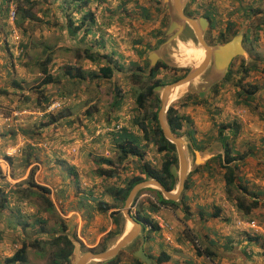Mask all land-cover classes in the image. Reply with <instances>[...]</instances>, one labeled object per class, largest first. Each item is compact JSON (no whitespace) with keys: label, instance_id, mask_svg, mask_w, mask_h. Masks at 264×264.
<instances>
[{"label":"rangeland","instance_id":"obj_1","mask_svg":"<svg viewBox=\"0 0 264 264\" xmlns=\"http://www.w3.org/2000/svg\"><path fill=\"white\" fill-rule=\"evenodd\" d=\"M55 1L56 0H54V2ZM69 1L70 0H63V2L66 3V6L69 5ZM105 1L106 0H92V2L94 3L93 5L95 6L96 4V6L94 7V13L98 18H101L100 10L98 7ZM111 1L113 0H109V2ZM209 1L210 0H198V2H201L203 5L208 3ZM211 1H213L215 6L217 7L223 22L226 20L227 12H229L230 10L234 11L231 15V20L235 22V26L238 28V31L240 33H247V38L244 42L247 55H238L233 59L230 66L231 71L228 80L217 82L220 83L217 92H212V86L206 93V95L202 97V99H204L202 102H198L196 104L190 101H186V103L184 101L181 102L182 97H184V95L186 94L194 93L198 96V94L193 90L190 92L187 89L176 94L172 98L171 104H174L180 111H184L191 117V119L193 120V127L196 129L195 137L198 140L204 141L206 140V138L208 139L209 136H211V138L206 141V143L208 142V144L202 150L208 152V156H210L208 159L217 154H223V148L220 142L216 139L219 127L220 129H223V134L228 136V142L235 152L236 156L238 157V155H241L238 157L239 161H237L238 168L236 170V182H240L246 185L248 189L258 192V198L260 202L259 204H261L262 202H264V32L259 31L260 29H262V27H260L259 29L254 28V23L258 21L256 19V21L253 19L255 14L251 15L248 19L245 20L244 18H242L241 13L237 11L239 5H243L244 7L250 6L254 12L256 10H264V0ZM52 3V0H39L37 6H33L31 8V12L33 10L36 11L38 9H42L43 16L42 19L35 20L34 23L27 24L25 34L26 36H28V38H23V45H25V48L29 46L33 52V54L30 52V54H32V56L38 57L37 55H40V53H42L41 56H39L41 57V59L52 49L46 47V45L52 46L54 42L56 43L57 40H60L54 30V28H56V25H58V22H56L54 19H51L53 17L52 12L54 10V6H47V4ZM152 3L153 6H155L154 1ZM74 8H70L67 6L65 10L62 11L64 20L65 18L68 19L69 15L72 17L74 13H77ZM190 8H194V5H191ZM165 12L158 11V14L156 16H153L152 14H154V11H152L151 9L150 13L148 14L149 21L151 23L149 27L152 28V25H155L157 26L155 28L158 29L161 20L166 17ZM118 13H120V17H122L124 21L127 22V24L135 28L130 20H126V17L132 15L130 11L125 9V7L123 9L120 8V10H116L114 14V17L116 16L115 18H117ZM139 13L140 12H135V14ZM260 14L262 15V13ZM261 21L264 22V19H261ZM65 22L66 25L65 23L64 25L67 28V20ZM144 23L145 22H143V24ZM120 24L124 25V23L121 22ZM248 26L249 28L247 29ZM221 29H223V25L219 24V26H216L209 31L206 30L207 33H205V38L211 43L215 42L217 37L219 36L218 34ZM164 30L166 31V28H162V31ZM166 35L168 38L169 35ZM64 39L65 38H62V41ZM150 43L151 44L149 45H151V48L155 46V39L152 38V35ZM62 44L64 47H60V51L63 55L61 63L59 62V64H57L56 66L50 64V70L56 68L53 73L55 76H58V74H63L65 66H76L68 64L70 62V57H74L73 46H70L69 43L65 42H62ZM67 45H69V48L66 47ZM39 49H42L43 52ZM153 49H150L147 52ZM190 49L194 51L201 50V46L196 41L191 32H186V34L181 35L176 41H174L171 47L166 50L163 57L165 60L161 61L169 67L181 69L180 67L172 66L174 64H171L169 60L170 58H173V56L180 57L186 60L187 54ZM10 54L11 51L8 52L7 57L10 61H12L13 56L12 54ZM146 54L148 55V53ZM51 55L53 54L51 53ZM126 58L130 59L131 56H128ZM26 62V60L18 61L17 65L19 68H24L26 66ZM130 62L129 64L124 65L127 69L123 70V73H117L114 76L112 82L106 81L99 75H88L89 80H87V73L84 69V73H82L84 74L83 79L69 77L70 80L67 81V85L62 90V92L65 94V96L75 98L74 100H77L74 105V110L78 111V114L81 116L78 115L77 117H75V122L81 124V117L84 116V110H86L87 108L91 110V114L96 115L93 118V129H95V124L98 126L97 129L102 126H109V128H112L114 126V122L119 117V113L120 116L124 117V115L121 113L122 111H118V108L116 109L112 106V104L109 105V101L113 99V96L115 94L113 87L115 86L120 87V92L123 94V91L127 88V86L132 83V87L134 90L132 93L135 94L134 92L138 91L140 83H133L129 78V73L137 72L138 69L142 68V66L144 65V61L142 59V62L139 65L133 63L132 60H130ZM36 63L37 62H35V64L30 63V65L33 67V71H31L30 75H27L26 73L24 75L21 71L18 73L16 68L13 67L14 74L12 77L21 79L22 82H24L26 88L28 86H37L42 75L35 74V70L37 71ZM117 63L118 62L116 61V64ZM84 64L85 63H81V65H78L82 67ZM249 64H254L256 66L250 67ZM247 66H249L250 69L245 72L243 69ZM145 74L147 73L145 72ZM172 74V72H168L162 69L159 77H170L172 76ZM21 75H24V77H22ZM249 84H255L258 86L257 92L254 94L255 101L252 102L251 107H247L243 104L237 103L239 93L243 91L244 88H246V85ZM50 90L52 94L51 97L53 96L52 98H54L57 93L53 92L55 91V89L53 90V88H51ZM123 97L124 98L122 102L124 103L125 107L127 106L124 110L128 111V114H126L125 116L127 118H130V114L132 115V113H130L131 110L135 113V115H139L140 112L138 113V111L136 110L134 96H131L132 100H128V94H123ZM198 98L200 97L198 96ZM38 105H41V102ZM12 108L13 107L9 109ZM66 110L67 109L62 108L52 115L55 114V116H59L60 113H63L62 115H64L66 113ZM142 112L143 110L141 111V113ZM43 118L44 117L41 118L37 116V118L33 120L35 122L31 123V125L26 124L24 125V127L27 125L30 126L28 128L35 131V133L37 134L36 137H41V133L45 132V135L43 136V139H45L53 135L54 131L56 130H49L50 126L39 128L38 126L40 122L45 121L43 120ZM131 125L132 122L130 121L128 122L126 127L131 128ZM225 125L232 126V128L229 129L228 127L227 129H224L223 126ZM109 128L105 127V132H107ZM184 128L188 130L187 125H185ZM132 129L136 133L138 132L137 127H133V125ZM38 132L40 134H38ZM108 132H112V130ZM109 135H111V133ZM109 135L105 133H99V135H96L95 131H91L87 134L86 137V141L88 142L86 145L90 149V156L93 160V164L91 166H94L89 167L87 171L91 176H94L95 179L98 180L97 182L90 183V186L92 184L94 186L92 185L93 187H90L89 190L92 191V194L88 193L89 196H100L104 192V189L106 187H109L112 184H119L121 176L120 174L124 175L125 170L119 169L116 174L111 177L110 180L103 184V181H101L102 179H100V176L95 172V166H97V158L108 155H115L116 153L115 145ZM109 137L111 139H109ZM181 137H183L189 145L193 146L192 141L187 136ZM105 138H107V140ZM143 147L145 148V159L150 161L153 165H158V163L162 159V153L157 150V146L154 143H149L147 145H143ZM106 151L109 152L107 153ZM189 156H193V152L191 149L189 152ZM192 160L193 159H190V162H192ZM13 161L17 165L18 158L13 159ZM136 165L137 161L134 158L130 157V160L126 166V176H131L132 173H135ZM210 166H213L212 170H210ZM223 173L224 168H222L217 163H210L206 169H203L202 171L196 173H192L190 175V178H192V180L195 182V186L194 188H191L186 192L188 196H194L187 202L190 214H186V212L182 208H178L173 209L175 210V214L171 217L166 214L163 215L170 222L174 221L175 225L178 221L179 224L181 223V221L184 223L181 224L182 227H179L180 229L178 230V233H176L178 234L179 239H176L177 236L175 234L176 241H174V243L177 242V244H166L162 241L160 236L156 237V242H145L144 234L141 229V232L129 245H126L125 247L119 249L117 253L119 260L118 264H136L132 259V257H134L132 255V250L136 249L138 247V244L140 243L143 250L146 253H149L152 257H156L161 248L166 251H170V261L163 263H153V260L151 259V262L149 264H264V207L259 205L260 207L253 210V219H255L257 224L260 226L262 240L260 242H251L245 240L248 234H254L256 233V230L247 226H240L237 223L239 219L244 220L246 218H242L239 213H236L235 208H232L231 202L228 199L222 181ZM17 174L21 175L20 171ZM85 175L88 177L87 174ZM121 178L123 177L121 176ZM175 190L176 188L171 191L174 192ZM183 190L181 194L183 193ZM142 194L139 195V199H154V194L150 191H146ZM181 194L179 195L177 201L181 199ZM50 195L52 199H55V194ZM105 200L110 201L108 195H105ZM246 200L247 202H249V199ZM76 202L79 203V200L76 199V201H72L70 198H68L67 201H59L58 199L54 200L55 207L64 218L67 231H72L70 235L73 238L74 234L77 236V233L82 232L84 224L81 221L79 222V219H77L78 214L73 212L66 213L65 209H70L71 206L76 207ZM25 203L26 204L19 208L21 216H19L16 211H13L12 213V218L10 219L11 228L7 230L8 232L6 234L9 240L8 243H10V249L8 253L12 254L22 244H25L27 261L23 264H50L53 259L52 254L55 251L56 247L51 246L48 240L52 238V236H55L58 232H60V226L57 222V218L56 216L51 215L50 213H48V211L45 210L41 200L36 196H29ZM215 206H220L219 208H221L220 217H207L206 215L215 211ZM122 208L119 209L117 207H114L111 210L119 209L121 211ZM200 213H202L203 216H200ZM109 215L110 214L108 213L98 214V217L93 220L91 226V230L93 231L92 234L86 233L85 235L81 233V238L84 237V239H79L86 247L95 248L102 235L105 234L103 230L106 229L107 226H111ZM36 217L43 218V220H46V222L39 223L35 221ZM224 218H227L229 220L225 221ZM78 227L81 229V232H77ZM246 228H249V230ZM74 239L76 242V248L72 253V255H74V258H71L72 264L75 263L78 256L84 253V251L80 247L79 241L76 238ZM168 246H170V248ZM195 246L196 248L199 247L201 250L205 247L211 248L217 254V256H215L213 259L208 258L205 254L199 256L196 254ZM95 263L96 261H90L88 264Z\"/></svg>","mask_w":264,"mask_h":264},{"label":"trees","instance_id":"obj_2","mask_svg":"<svg viewBox=\"0 0 264 264\" xmlns=\"http://www.w3.org/2000/svg\"><path fill=\"white\" fill-rule=\"evenodd\" d=\"M74 1L79 2L78 6L74 8L78 12L80 9L83 10L84 7L88 5L90 0H74ZM38 3L39 0H16V9H17V14L19 15V21L22 20L23 22L25 19H31L33 17V14L31 13V8ZM154 5L157 11L165 12L167 10V8L164 5H162L161 0H155ZM191 5L192 6L194 5V8H190ZM260 11L256 10L254 12L250 6L244 7L243 5H239L237 12H240L242 18H244L245 20L248 19L251 15L255 14L253 19L254 20L256 19L258 21L255 20L256 22L254 23V28L259 29L260 27L263 26L264 23L263 21H261V19L262 20L264 19V16L260 14ZM233 12H234L233 10L227 12L226 20L223 22L217 7L215 6L214 2L211 0L204 5L201 2H198V0H189L184 7V13L191 18H198V17L207 18L210 23L209 30L213 29L216 26H219V24L223 25V29H221L218 34L219 36L217 37L216 41L213 42L212 44L218 42L219 43L226 42L234 35L238 34L239 32L238 28L235 26V22L231 20V15L233 14ZM141 14L144 17H149L147 9H143V11H141ZM165 15L166 17L161 20L159 28L151 33L152 38L155 39V46L151 48V45H148V49L145 50V58L141 55L143 57L144 65L142 66V68H139L137 72L129 73V78L133 83H140L138 91L134 92L135 94L133 95L135 98L136 110L138 111V113L139 112L140 113L139 115H135L133 117L132 125L133 127H137L138 132L136 133L132 129V125H131V128L124 126L120 130H118L116 134L111 133V135H113L112 141L115 145L116 153L115 155H111L107 157L103 156L101 158H97L96 161L97 166L95 167V172L100 177H102L101 181H103V184L108 180H110L111 177L114 176L119 169L126 171L127 169L126 166L130 160V157L134 158L137 161L136 171L135 173H132L131 176H125V178H121L120 176L119 184H112L111 186L106 187L104 189V192L98 197L90 195L85 197L83 196L81 198V200L79 201V205L76 208L81 214L84 228L92 224V221L96 213L97 214L108 213V211L114 207H117L119 209L122 208L125 204V200L130 190L133 188L135 184L141 181L151 178L156 179L169 191L174 190L178 184L177 178H175L170 172V166L172 164H177V154L174 145L163 136L162 130L159 126L157 113L160 107V100L158 93L154 90V87L158 85L165 86L169 83L176 81L177 79L182 77V75L178 74L180 71H182V69L169 67L162 61H158L153 67L149 68V60L147 59V54H146L148 50L157 48L167 38L165 30L162 31V28H167L169 24L168 15L167 14ZM66 20H67L68 30L71 33L73 30L75 32L81 30L82 36H84L85 33L90 31L93 26L97 25L95 13L91 10H87L83 13L82 20L78 24V26L74 27L73 24L74 22L72 21L70 15ZM248 28L249 26L247 27V29ZM244 35H245L244 39H246L247 33H245ZM83 45L73 46V51L77 58L80 59L88 58L90 60H93L95 57L98 56V54H96L93 50H91V48L83 47ZM51 62H52L51 52H48L42 59L37 61L36 63L37 71L41 73L42 78L40 82L37 84V86L31 87L32 94L34 92L35 94H37V97L31 100L30 104H27L25 106L33 107L38 110H41L44 107V104L46 102L42 103L41 100L42 97H44L43 86L48 85L55 81V77L50 73ZM112 63L113 62H109V64H104L103 66H100L98 68V72H99L98 75L103 77L106 81L109 82L113 81L112 75L114 74V69H115V66ZM252 66L255 67L256 65L254 64L250 65V67ZM162 69L168 72H172L173 73L172 76L160 78L159 74ZM249 69H250L249 66H247L244 67L243 70L247 72ZM230 71L231 70L229 69V71L227 72L225 77L221 80V82H223L224 80H228L230 76ZM145 72L147 74H145ZM82 73H84L83 68L79 65L75 67L65 66L63 70V75L71 78L76 77L83 79L84 74ZM89 74L96 76V74L92 72ZM89 74H87V76ZM219 84L220 83H216L215 85H213L212 92H217ZM13 85L16 88H21L19 80L18 81L13 80ZM113 88L115 94L112 99V106L115 107L116 105L117 107L120 105V103L123 100V94L120 92V88L118 86H115ZM257 89L258 86L255 84L246 85V88H244L243 91L239 93V98L237 100V103L243 104L244 106L247 107H251L252 102L255 101L254 94L257 92ZM10 93H12L11 90L0 87V96L8 95ZM32 94H29L27 97L31 99ZM45 100H47V98H45ZM181 100H182L181 102L184 101L186 103V101H190L196 104L198 102H202L204 99L198 98V96L194 93H189L184 95V97H182ZM40 102L41 105H38L40 104ZM142 110L143 112L141 113ZM9 112L6 110L3 111V113H9ZM90 112L91 110H89V108L84 110L85 114L91 115ZM62 114L63 113H60L59 116H55V114L44 116L43 120L45 121L40 122L38 127L43 128L50 126L49 130L51 131L56 129L57 127H59L60 124H64L63 122L58 121L62 117ZM166 120L171 131L175 136L177 137L187 136L192 141L193 146L197 150H203L208 144V142L206 143V141H208V139L211 138V136H209V138L208 139L206 138V140L204 141L198 140L195 137L196 129L193 127V120L184 111H180L178 107H176L174 104H171L167 108ZM56 121H58V123L55 124ZM185 125H187L188 130L184 128ZM228 127L229 129L232 128V126L229 125L223 126L224 129H227ZM18 133L22 134V136L28 139H36L35 136L37 135L35 131H33L32 129L28 127L20 126L19 128L17 127L16 129L12 130L10 136L12 141L15 140ZM223 133H224L223 129L222 128L220 129L219 127L218 135L216 136V139L220 142L223 148V154H217L211 157L210 159L207 160L206 163L195 167L187 174L184 184V190L183 193L181 194V199L179 201L166 199L158 189L152 187H146L141 189L137 193L131 206L133 205V203L136 201V199L139 197L140 194L146 191H150L151 193L154 194V199L157 203L163 206H169L172 209L182 208L186 212V214H190L189 212L190 210L187 202L194 196L192 197L188 196L186 192L187 190L194 188L195 186V182L192 180V178H190V175L192 173H196L202 171L203 169H206L210 163L212 164L217 163L222 168H224L222 181L225 187V192L228 196L229 201L231 202V206L235 208L236 213H239L242 218H246L244 219L245 221L247 222H250L252 220L255 221V219H253V213H254L253 210L260 206L264 207V202L259 204L260 202L258 198L259 197L258 192L248 189L246 185L240 182H236L237 179L236 170L238 168L237 161H239L238 157L241 155H238V157L236 156L235 152L233 151L232 147L228 142V136L224 135ZM38 134L40 133L38 132ZM149 143H154L157 146V150L162 153V159L158 163V165H153L151 164L150 161L145 159V148L143 147V145H147ZM31 147L32 146L30 145L26 146L27 150L22 157L23 164L25 165L24 167H27L30 163L29 159L31 157ZM5 158L8 160L9 164L14 163L13 157L5 156ZM212 169L213 166L212 167L210 166V170ZM0 176L3 177L1 175V171H0ZM11 176L13 178H17L14 177L13 173H11ZM50 194H51L50 188L38 184L35 181V167L32 166L31 168L28 169L25 178L16 181L11 186L9 191L5 192V189L0 188V209L9 205L10 200L7 197L10 195L13 199L15 198L19 206L20 204L24 203V201H26L29 196H36L37 198H39L45 210L48 211V213H50L51 215L56 216L57 222L59 223L60 226V233L56 234L55 236H52V238L48 240L51 246L56 247L55 251L52 254L53 259L50 264H72V261L69 256L73 253L76 245L70 239V236L67 233H65L67 229L65 225V220L55 207L54 200L56 199V197L55 199H52ZM105 195L109 196L110 201L105 200ZM246 199H249V202H247ZM155 201L150 198L139 199L136 206L134 208H130V212L132 216L136 219V221L141 223L145 242L146 241L156 242V237L160 236L162 241L166 243L162 238L157 222L152 217V214L157 213L160 210L159 206L156 204ZM215 207H216L215 211L206 215L207 217H213V218L220 217L221 208H219L220 206L219 207L215 206ZM119 209L113 210L109 213L110 217L112 218V224L114 230H109L104 236H102L98 244L95 246V248L86 247L83 244V242L77 239L76 235L74 234V238H76L79 241L80 247L84 252L105 251L116 242L118 237L122 234L125 225V220ZM16 212L18 213L19 216H21V212L19 208H17ZM200 216H203V214L200 213ZM224 219L225 221L229 220L227 218ZM35 221L39 223L46 222V220H43V218H39V217H36ZM147 224L151 225L150 230H147L145 228ZM245 240L251 242H260L262 240L261 230L258 229L256 230V233L248 234ZM195 250H196V254L199 256L205 254L207 255L208 258L211 259H213L216 256V253L211 248L208 247H205L201 250L199 247L196 248L195 246ZM147 255L149 256L150 259L153 260V263L168 262L171 259V254L168 253L163 248H161V250L158 252L156 257H152L149 253H147ZM132 259L136 264H145L135 257H132ZM5 261L11 264L25 263L27 261L25 244H22L18 249H16L10 256H8L5 259ZM118 262H119L118 255H116L113 258L103 261L102 264H118Z\"/></svg>","mask_w":264,"mask_h":264},{"label":"crops","instance_id":"obj_3","mask_svg":"<svg viewBox=\"0 0 264 264\" xmlns=\"http://www.w3.org/2000/svg\"><path fill=\"white\" fill-rule=\"evenodd\" d=\"M153 1L155 0H113L111 2H109V0H106L104 3L100 4V6L98 7L100 10L101 18L96 17L97 25L93 26L90 31H88L87 33L84 34V36H82L81 30H78L76 32L73 30L71 33L68 30V28H66L65 26L66 18L64 20V16L62 14V11L65 10L67 6L70 8H74L78 6L79 2L70 0L69 5L66 6V3L63 2V0H56L55 2L54 0H52L53 3L47 4V6L48 7H51V5L54 6V10L52 12L53 17L51 19H54L56 22H58V25H56V28H54V30L57 36L60 38V40L59 41L57 40L56 43L54 42L52 46L46 45V47L52 48L49 51L53 54L51 64L56 66L57 64H59V62L61 63L63 59V55L60 49L64 47L62 42H65V43H69L70 46H75V45L82 46L84 44L83 47H89L96 54H98V56L95 57L93 60H90L88 58L80 59V58H77L75 54H74V57L72 56L70 57V62L68 64L77 66L78 64L81 65V63H85L82 66V68L86 71L87 74L92 72L98 75L99 74L98 68L100 66H103L104 64H109V62H113L112 64L115 66L114 74L112 75V80H113L114 76L117 73H123L124 72L123 70L127 69L124 65L129 64L130 60H132L133 63H136L137 65H139L142 62L143 57L145 58V50L148 49V45L151 44L150 40H151L152 31L154 32L157 30V28H155L157 26L155 25L154 26L152 25V28L149 27L151 25L149 21V17H144L143 15H141V11H143V9H147L148 14L150 13L152 9V11H154V14H152L153 16H156L158 14L156 7L153 6V3H152ZM9 3H10V0H0V87L9 89L12 91V93L8 95L0 96V171H1V175L3 176V177L0 176V188L5 189V192L9 191L11 186L16 181H19L21 178L22 179L25 178L28 169L34 166L35 167V181L38 184H41V185H44L50 188L51 194H55L56 199H58L59 201H62V200L67 201L68 198H70L72 201H76V199L80 201L83 196L84 197L89 196L88 193L91 194V190L89 189L93 184L90 186V183H94L98 181L97 179H95L94 176H91L90 173H88L87 171L89 167H94V166H91L93 164V160L90 156V149L86 145L88 143L86 141L87 134L90 133L91 131L93 132L95 131L96 135L97 134L99 135V133L100 134L105 133L109 135L110 133L116 134L117 131L108 132V131H111V130H108L107 132H105V127L109 128V126H102L99 129H97L98 126L96 124H95V129H93V125H94L93 118L96 116L95 114H91V115L84 114V116L81 117V124H78L77 122H75L74 120L76 119L75 117L79 115L78 114L79 112L74 110V105L77 102V100H74L75 98L68 97L70 101L62 107L63 109H67L66 113L62 115V117L58 120L60 122H63L64 124H60L59 127L54 129L56 131H54L53 135L43 139L45 132H42L41 137L35 136L36 139H28L22 136V134L18 133L15 140L12 141L10 136H11V132L13 129H16L17 127L19 128L20 126L24 127V125L26 124L31 125V123L35 122L33 120L37 118L34 115H24L22 118V122L18 124L11 123L10 125L7 122H5L3 116L5 115L8 116L11 113V111L15 108L21 109V108L27 107L24 105L30 104V101L33 100L35 97H37V94H35L34 92L32 94V91H31L32 86H28L26 88V86L24 85V82H22L21 79L16 78V77L13 78L12 76L14 74L13 67L16 68L18 73L21 71L23 72L24 75L25 73L27 75H30L31 71H33V67L30 65V63L35 64V62L41 59V57L39 56H41L42 53H40V55H37L38 57L32 56L33 52L30 49V47L27 46L25 48V45H23L24 44L23 38L24 37L25 39L28 38V36H26L25 34V29L27 27V24L34 23L35 20L42 19L43 10L42 9H38L36 11L33 10L31 12L33 14V17L31 19H25L23 22L22 20L19 21V15H17L16 21L22 32L21 46L24 49V53H23V56L16 59V57L11 52L13 58H12V61H10L7 57L8 52L11 51L10 50L11 48L10 39H9V33H8V24H7V14H8ZM93 4L94 3L92 2V0H90L88 5L84 7L83 10L80 9L77 13H74V15L71 17L72 21L74 22L73 23L74 27L78 26V24L81 22L82 15L85 11L91 10L94 12V7L96 6V4L95 6ZM35 6H37V4ZM124 7L125 9L130 11L132 14L126 17V20H130L135 28L127 24V22H125L124 19L120 17V13L117 14V18H115L116 16L114 17L116 10H120V8L123 9ZM135 12H140V13L135 14ZM260 13H262V15L264 16V10H261ZM120 22L124 23V25L120 24ZM143 22L145 23L143 24ZM259 31L264 32V23H263L262 29H260ZM62 38H65V39L62 41ZM66 47L69 48V45H67ZM39 50L42 51V49H39ZM30 52L32 54H30ZM128 56H131V58L130 59L126 58ZM24 60L27 61L25 64L26 66L24 68H21V67L19 68L17 65V62L24 61ZM116 61L118 62L117 64H116ZM55 69L56 68H53L50 70V73L55 77V81L48 85L43 86V96L44 97H42L41 99L42 103L44 102L47 103L49 102L50 99H52L53 96L51 97L52 95L51 90H50L51 88H53V90L55 89V91L53 92L57 93V95L54 98L65 96L62 90L66 87L67 81L70 80V78L64 76L63 74H58V76H55L53 74ZM35 72H36L35 73L36 75H41V73L37 72L36 70ZM24 75H21V76L24 77ZM86 79L89 80L87 75H86ZM13 80H17V81L19 80L21 88L14 87ZM129 85L123 91V94H126V95L128 94V100L129 99L132 100L131 96L134 95L132 93L134 91L132 87L133 84L131 83ZM29 94H32L31 99L27 97ZM45 98H47V100H45ZM111 104H112V99L109 101V105ZM11 107L13 108L10 110L9 108ZM126 107L123 102H121L120 105L117 107L115 105V108L116 109L118 108L117 109L118 111L120 112L122 111L121 113L124 115V117L120 116V113L119 114L117 113L119 117L116 119L114 124L116 122H121L122 127H124L128 124V122L130 121L132 122L133 117L135 116V113L131 110L130 113H132V115L130 114V118H127L125 115L128 114V111L124 110ZM4 110L8 112L10 111V112L3 113ZM58 121H56L55 124L58 123ZM25 127H30V126L27 125ZM109 136L111 138L113 137V135H109ZM110 137L109 139H111ZM105 139L107 140V138ZM29 140L49 141L52 143V145L50 148H47V149H44L40 146H32L31 147V157L29 159L30 163L27 167H24L25 165L23 164L22 157L24 155L23 152L27 150L26 146ZM19 141L25 142L22 152L19 155L13 157L14 159L18 158L17 162L19 164L18 163L17 165L16 163L9 164L8 160L5 158V155H4L5 150L8 146H11ZM72 146L73 147L75 146L76 148L75 151H70L69 147H72ZM106 152L108 153L109 151H106ZM189 159H193V156L189 157ZM23 168L24 170L26 168L25 172ZM19 171L21 175L23 174L22 176H20V174L19 175L17 174ZM189 172L190 171H188V173ZM11 173H13L14 177H17V178H13L11 176ZM85 174H87L88 177ZM120 175L123 178H125L127 173L125 171L124 175L123 174H120ZM101 178L102 177H100V179ZM142 195H145V194H142ZM7 198L10 200L9 205L0 209V264H11L5 261V259L11 255L8 253L10 249V243H8L9 240L6 234L8 232L7 230L11 228L10 219L12 218L13 211H16L17 208H20L23 206V204H26L24 201V203L20 204L19 206L15 198L13 199L11 195L8 196ZM78 205L79 203L76 202V207ZM76 207L71 206L70 209L66 208L65 212L66 213L73 212V213L78 214L77 219H79V222L80 221L83 222L81 214ZM167 208L171 211L160 209L159 212L155 214H159L162 216L166 214L170 217L173 216L175 214V210H173L171 207H168V206ZM113 210H116V209H113ZM113 210H109L108 214ZM97 217H98V214L96 213L93 220H95V218ZM109 219L111 221L110 223L111 226H107L106 229L103 230L105 234L109 230L113 229L112 218L110 217V215H109ZM177 224L174 225L175 226L174 234L178 233V230L180 229L179 227H182L181 224H184V223L181 221V223L179 224V221H178ZM91 226L92 224H90L89 226L85 228H82L83 229L82 232H81V229L78 227L77 232H81L82 234H85V235L86 233L92 234L93 231L91 230ZM87 228H90V229H87ZM246 229L249 230V228H246ZM259 230H260V226H259ZM59 233L60 232H58L57 234ZM65 233H67L70 236V239L74 243H76L75 239L70 235L72 231L68 232L66 229ZM81 233H77V236H76L77 239L79 238L84 239V237L81 238ZM176 236H177L176 239H179L178 234H176ZM173 244H177V243H173ZM168 247L170 248V246ZM167 252L170 253L169 250H167Z\"/></svg>","mask_w":264,"mask_h":264},{"label":"water","instance_id":"obj_4","mask_svg":"<svg viewBox=\"0 0 264 264\" xmlns=\"http://www.w3.org/2000/svg\"><path fill=\"white\" fill-rule=\"evenodd\" d=\"M188 1L189 0H161L162 5L167 8L169 15V25L167 29L169 37L166 38L157 49L149 51L147 55L150 61L149 68L153 67L158 60H165L163 57L166 50L169 49L174 41L181 35H184L183 33L185 31L193 34L202 50V57L198 63H196V61L190 63V61L184 60L179 64L176 63L172 65L174 67L189 69L184 76L165 86L158 85L154 87V90L159 92L160 107L157 113L159 126L163 136L174 145L177 154V164H172L170 166L171 174L178 180L176 190L174 192L169 191L158 180L152 178L135 184L130 190L121 210L125 225L116 243L105 251H86L77 257L74 264H88L90 261H96L95 264H101L103 261L116 256L119 249L131 243L141 232V223L136 221L130 212L131 204L137 193L143 188L152 187L158 189L166 199L177 201L184 189L188 171L206 163L210 157L206 156L204 159H201L198 154L206 151L197 150L195 147L189 145L183 137H177L173 134L166 120V110L170 106L172 98L178 94L180 88L184 85L190 92L193 90L200 98L204 97L213 85L225 77L229 64L233 58L238 55H247V52L242 45V32H238V34L234 35L226 42L208 45L203 38L204 31L209 24L208 19L205 17L191 18L187 16L184 13V7ZM189 148L193 152L192 162H190L189 159ZM132 255L145 264L151 262L147 253L140 246L132 250ZM73 256L74 255L71 254L69 256L70 259L74 258Z\"/></svg>","mask_w":264,"mask_h":264},{"label":"built area","instance_id":"obj_5","mask_svg":"<svg viewBox=\"0 0 264 264\" xmlns=\"http://www.w3.org/2000/svg\"><path fill=\"white\" fill-rule=\"evenodd\" d=\"M17 18V9H16V2L15 0H10V3L8 5V14H7V24H8V33H9V39H10V50L12 54L16 57L19 58L23 56L24 49L21 46V38H22V32L17 24L16 21ZM70 99L66 96L64 97H57V98H52L49 100V102L44 104V107L41 110L35 109L33 107H24L21 109L15 108L11 111V113L7 116H3L5 122L11 125V123H20L22 122V118L24 115H34L38 117H44L46 115H51L55 113L56 111L60 110L66 103H68ZM122 128L121 122H116L114 126L109 129L112 131H118ZM24 141H19L11 146H8L5 150V156L9 157H14L19 155L22 152V149L24 147ZM30 146H40L44 149L50 148L52 143L49 141H33L29 140L28 144ZM76 148L75 146L70 147V151H75ZM139 198L136 199V201L133 203V205L130 208H134L138 202ZM152 200L155 201V199L152 198ZM156 202V201H155ZM156 204L159 206L161 210H168L171 211L167 208V206H163L159 203L156 202ZM152 217L155 219L157 222L162 238L163 240L168 243V244H173L175 241V223L170 222L168 219H166L164 216L159 215V214H152ZM237 223L240 226H247L250 228L259 229V226L257 223L252 220L250 222H247L245 220L239 219ZM147 230L151 229V225L147 224L145 226Z\"/></svg>","mask_w":264,"mask_h":264},{"label":"bare ground","instance_id":"obj_6","mask_svg":"<svg viewBox=\"0 0 264 264\" xmlns=\"http://www.w3.org/2000/svg\"><path fill=\"white\" fill-rule=\"evenodd\" d=\"M201 52H202V50H195L194 51V50L190 49L188 54H187L186 60L190 61V63H194L195 61H196V63H198L200 61L201 57H202ZM183 61H184V59H182L180 57H176V56H173V58H170V60H169V62L171 64H176V63L179 64L180 62H183ZM183 90L184 91L187 90L185 85L180 88V91H183ZM180 91L178 93H180ZM198 155L200 156L201 159H204L206 156H208V152H202V153H199ZM139 246L142 248L141 243L138 244V247Z\"/></svg>","mask_w":264,"mask_h":264},{"label":"flooded vegetation","instance_id":"obj_7","mask_svg":"<svg viewBox=\"0 0 264 264\" xmlns=\"http://www.w3.org/2000/svg\"><path fill=\"white\" fill-rule=\"evenodd\" d=\"M163 13V12H162ZM165 14H167L168 15V11H166L165 12ZM166 16V15H165ZM208 22H209V20H208ZM168 23H169V15H168ZM210 24V23H209ZM209 24H208V26H207V28H206V30L208 31L209 30ZM169 25V24H168ZM167 29H168V27L166 28V31H165V33L167 34ZM204 31V34H203V38H204V40H205V42L208 44V45H211L212 43L209 41V40H207L206 38H205V33H207V31ZM186 32L187 31H185L183 34H186ZM244 34H243V38H242V45H243V47H244V49H245V46H244V42H245V39H244ZM210 42V43H209ZM213 45V44H212ZM234 59V58H233ZM158 61H161V60H158ZM157 61V62H158ZM233 61V60H232ZM232 61H231V63H232ZM156 62V63H157ZM231 63L229 64V67H228V71H229V69H230V66H231ZM182 69V71H180L178 74L179 75H182V76H184L188 71H189V69H187V68H181ZM227 71V72H228ZM227 74V73H226Z\"/></svg>","mask_w":264,"mask_h":264}]
</instances>
